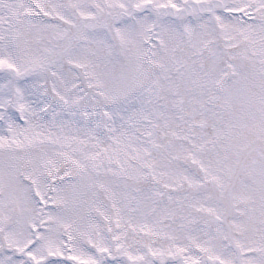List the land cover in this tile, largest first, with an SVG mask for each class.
Instances as JSON below:
<instances>
[{
	"label": "snow or ice",
	"instance_id": "1",
	"mask_svg": "<svg viewBox=\"0 0 264 264\" xmlns=\"http://www.w3.org/2000/svg\"><path fill=\"white\" fill-rule=\"evenodd\" d=\"M0 264H264V0H0Z\"/></svg>",
	"mask_w": 264,
	"mask_h": 264
}]
</instances>
